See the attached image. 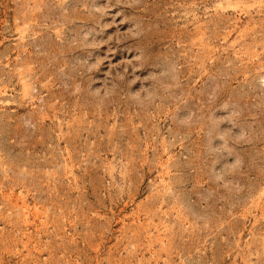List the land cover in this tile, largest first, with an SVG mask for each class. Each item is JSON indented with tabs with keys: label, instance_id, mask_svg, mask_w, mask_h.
Returning a JSON list of instances; mask_svg holds the SVG:
<instances>
[{
	"label": "rangeland",
	"instance_id": "rangeland-1",
	"mask_svg": "<svg viewBox=\"0 0 264 264\" xmlns=\"http://www.w3.org/2000/svg\"><path fill=\"white\" fill-rule=\"evenodd\" d=\"M0 264H264V0H0Z\"/></svg>",
	"mask_w": 264,
	"mask_h": 264
}]
</instances>
